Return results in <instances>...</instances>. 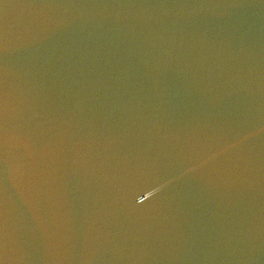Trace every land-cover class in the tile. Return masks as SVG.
Returning a JSON list of instances; mask_svg holds the SVG:
<instances>
[{
    "label": "water",
    "instance_id": "water-1",
    "mask_svg": "<svg viewBox=\"0 0 264 264\" xmlns=\"http://www.w3.org/2000/svg\"><path fill=\"white\" fill-rule=\"evenodd\" d=\"M0 264H264V0H0Z\"/></svg>",
    "mask_w": 264,
    "mask_h": 264
}]
</instances>
